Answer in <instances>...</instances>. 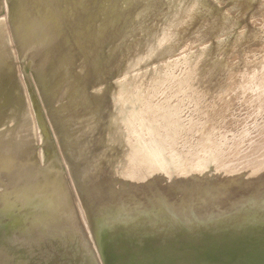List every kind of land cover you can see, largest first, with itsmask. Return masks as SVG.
I'll return each instance as SVG.
<instances>
[{
  "label": "rangeland",
  "instance_id": "1",
  "mask_svg": "<svg viewBox=\"0 0 264 264\" xmlns=\"http://www.w3.org/2000/svg\"><path fill=\"white\" fill-rule=\"evenodd\" d=\"M0 221V264H264V0H0Z\"/></svg>",
  "mask_w": 264,
  "mask_h": 264
},
{
  "label": "bare ground",
  "instance_id": "2",
  "mask_svg": "<svg viewBox=\"0 0 264 264\" xmlns=\"http://www.w3.org/2000/svg\"><path fill=\"white\" fill-rule=\"evenodd\" d=\"M49 5V4H48ZM57 11V10H56ZM62 12V11H61ZM56 13V12H54ZM6 54V53H5ZM73 77V76H72ZM11 79V78H10ZM14 81V80H13ZM11 90V89H10ZM71 108V107H70ZM72 116V115H71ZM3 125V124H2ZM140 125V124H139ZM51 149V148H50ZM56 155V154H55ZM22 159V158H21ZM43 159V158H42ZM4 166V165H3ZM44 169V168H43ZM48 170V169H47ZM64 171V170H63ZM45 172V171H44ZM53 172V171H52ZM44 177V176H43ZM47 178V177H46ZM58 179V178H57ZM50 180V179H49ZM65 182V181H64ZM47 183V182H46ZM66 183V182H65ZM73 189V188H72ZM36 192V190H35ZM47 192V191H46ZM47 194V193H46ZM104 207V206H103ZM105 210V209H104ZM1 222V221H0ZM74 226V225H73ZM10 231V230H9ZM157 257V256H156Z\"/></svg>",
  "mask_w": 264,
  "mask_h": 264
}]
</instances>
